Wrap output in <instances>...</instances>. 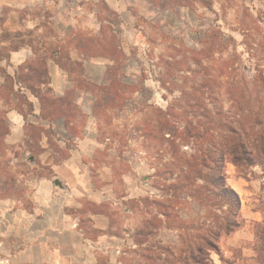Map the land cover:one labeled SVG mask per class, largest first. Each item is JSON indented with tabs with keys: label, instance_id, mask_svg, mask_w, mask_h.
Segmentation results:
<instances>
[{
	"label": "rangeland",
	"instance_id": "374dc122",
	"mask_svg": "<svg viewBox=\"0 0 264 264\" xmlns=\"http://www.w3.org/2000/svg\"><path fill=\"white\" fill-rule=\"evenodd\" d=\"M259 13H264V0H0V55L11 59L13 51L10 50L13 47L31 50L28 64L24 66L33 67L39 72L44 58L47 60L51 56V50H57L60 63L70 73H66L69 87L65 102L72 103L74 112L72 119L68 121L76 120L80 127L90 121L95 139L101 147L93 157L91 171L92 181L97 189L103 183L99 178L98 168L107 166L111 170V201L98 205L84 202L79 213L81 217L87 212L109 214L113 228L111 233L119 240L121 258L120 263H115L114 260L110 263L108 261V264H146L148 262L144 259L145 256L156 257L160 254L158 248H174L178 244V233L166 228H160L154 237L137 236L144 227V222L157 213L153 200L169 198L163 186L172 184L175 177H168L165 181L152 178L154 170L149 163L155 158L159 159L158 165L171 163V153L162 151L165 144L159 150L153 149L141 143L142 138L125 141L127 137L135 135V122L146 120L153 114V108H166L179 95L183 78L178 77L182 75V71L178 65L172 64L171 56L176 55L178 59L184 49L199 50L205 33L211 27L218 26L223 33L235 39L236 53L242 60L241 72L250 76L254 73L255 61L249 59L241 43L240 31L245 30L249 36L248 41L260 37L264 33V25L254 21ZM117 44L125 56L118 58L117 63L106 57H79L82 65H86L88 69L104 71L103 78L98 75L96 81L85 77L84 70L81 76L79 69L66 60L67 55L72 57L76 54L74 47L86 46L92 52L102 55L106 51H116ZM174 48L177 50L174 51ZM172 67L179 70L170 77H177L173 80L177 84H170V91H167L155 79L161 76L165 79L164 75ZM5 69L0 65V95L18 103L19 95L15 97L10 90L7 91L10 83L4 78ZM143 71L145 79L142 85L151 90L150 98L145 99L146 93L143 92L142 98L137 99V92L118 85H140ZM19 78L27 83L31 75L21 70ZM185 87H189L187 82ZM35 91H38L37 88ZM119 93V101L107 103V99ZM74 100L81 101L90 116L83 114L73 104ZM19 101L21 102L20 98ZM21 107L26 109L25 106ZM223 107L227 108L228 103H224ZM3 111L0 110V199L20 201V207L28 210L31 203L27 195L31 193V185L39 175H46L45 171L25 162L28 153L38 152L36 140L40 133L28 128L23 142L14 145L5 143L7 124L3 120ZM200 120L205 122L202 118ZM69 135L81 138L79 130H72ZM51 143L54 145L53 141ZM68 145L74 146L72 142ZM182 148L191 151L189 146ZM59 152L60 156H65L64 151ZM225 174L226 184L240 198L242 232L253 239V242L252 246L250 243L245 247L243 244L235 248L227 246L228 252L225 257L222 255V263L218 262L216 254L211 253L212 261L217 264H260V256L263 254L257 250L256 233L260 231L262 221L257 225L250 213L255 210L263 214L264 165H256L240 174L231 163H227ZM183 198L185 200L176 206L177 214H172L173 219L170 218L172 220L169 223L172 225L179 226L181 220L187 227H195L209 216V211L219 213L192 199L186 200V196ZM6 230L4 235L0 234V260L9 258L26 246L12 243L11 231ZM21 235L22 231L20 238ZM243 248H254L252 260L243 256L242 253L251 255V251L246 249L243 252Z\"/></svg>",
	"mask_w": 264,
	"mask_h": 264
},
{
	"label": "trees",
	"instance_id": "16d2710c",
	"mask_svg": "<svg viewBox=\"0 0 264 264\" xmlns=\"http://www.w3.org/2000/svg\"><path fill=\"white\" fill-rule=\"evenodd\" d=\"M254 21L264 25V13H259ZM118 24H121L120 20ZM240 32L241 43L249 59L255 61L252 75L247 76L241 72L242 60L236 53L235 39L223 33L218 26L211 27L201 40L199 50L184 49L178 59L176 55L171 56L172 64L178 65L182 71V75L178 77L183 78V86L178 90L179 95L174 97L166 108H153L154 115L135 122L139 128L133 131L135 135L125 140L142 138L141 143L157 150L163 148L165 144L162 151L166 154L171 153L172 157L171 163L158 165V158L149 163L154 170L152 178H161L165 181L168 177L174 175L175 177L172 184L163 186L169 198L153 200L157 213L144 222V227L137 236L154 237L160 228H166L178 233V244L174 248L169 246L158 248L160 254L156 257L145 256L144 259L148 262L146 264H214L210 257L211 253L217 254L223 261L218 245L219 239L221 236L230 235L242 224L239 214L240 198L226 184L225 166L231 163L242 174L243 170L264 165V33L248 41L249 36L245 30L241 29ZM74 49L82 59L106 57L117 63L118 58H125L118 44L116 51H106L102 55L92 52L86 46ZM17 50L18 48L13 47L10 51ZM48 57H51L60 69L69 73L60 63L57 50H51V56ZM8 60V56L0 55V62L4 61L9 65ZM66 60L71 66L77 67L82 76V62L71 60L69 55L66 56ZM26 63L28 64V61L18 67L15 77L4 70V78L10 83V89L7 91L10 90L12 96L19 95L18 103L14 99H4L0 95L5 110L13 109L21 113L31 110V103L21 94L20 87H23L38 99L43 119L63 118L65 121L72 119L74 108L72 103L65 102L66 94L63 97H56L48 86L45 61L42 62V69L39 72L33 67L26 68L24 66ZM21 70L31 75L27 83L19 78ZM179 70L172 67L169 69L170 72L164 75L165 79L161 76L155 80L161 88L170 91L169 85L177 84L173 81L177 77H170ZM142 74L138 86L116 82L113 84L137 92V99L142 98L143 92L146 93L145 99L150 98L152 92L142 85L145 79L144 71ZM186 82L189 87H185ZM15 84L19 86L17 91L14 90ZM35 88L38 91H35ZM120 98L119 93L107 99V103L119 101ZM224 103H228L227 108L223 107ZM21 106H25L26 109L23 110ZM200 118L205 122L202 123ZM35 130L40 133L38 129ZM7 133L8 130L4 135ZM183 146H189L191 151L183 150ZM35 154L30 152L25 162L33 163ZM183 196L187 197L186 200L192 199L195 203L197 201L200 205L213 208L219 213L209 211L207 213L209 216L195 227H187L181 220L179 226L172 225L169 223L173 219L172 214H177L175 209L180 201L185 200ZM262 218L260 231L256 233L257 250L263 254L260 256L262 259L260 264L264 263V210ZM173 222L175 224V221ZM103 263L105 261L98 264Z\"/></svg>",
	"mask_w": 264,
	"mask_h": 264
},
{
	"label": "crops",
	"instance_id": "0c3cea01",
	"mask_svg": "<svg viewBox=\"0 0 264 264\" xmlns=\"http://www.w3.org/2000/svg\"><path fill=\"white\" fill-rule=\"evenodd\" d=\"M30 57L31 50L13 51L11 59L9 57L8 60L9 65L4 61L0 62V65L15 77L18 67ZM70 58L73 61H81L77 52ZM44 61L49 78L48 86L56 97L65 96L69 87L66 72L60 69L51 57L47 60L44 58ZM82 70L88 79L96 81L98 75L103 78V70L92 71L86 65H82ZM18 88L15 84L14 90L17 91ZM20 90L32 105L30 111L21 113L13 109L5 110L0 100V110H4L3 120L8 130L5 143L14 145L23 142L28 128L38 129V152L35 154V161L28 164L45 171L46 175H39L31 185V193L27 195L31 203L30 209H22L20 201L0 199V234L4 235L5 229L6 232L10 229L12 243L26 245L22 250L18 248L19 250L9 258L0 260V264H98L104 257L106 258L103 261L107 264L108 261L110 263L114 260L115 263H120L119 240L111 233L113 228L109 214L87 212L84 217L79 214L84 202L98 205L109 203L113 198L109 167L98 168L99 178L103 182L101 188L97 189L92 181L93 157L101 147L95 139L90 121L80 127L76 120H45L42 118L38 99L27 89L20 87ZM73 104L83 114L90 116L81 101L74 100ZM72 130H79L81 138L70 136ZM69 142L74 146H69ZM59 151H64L65 156H60ZM55 180L59 181L61 187L54 184ZM241 210L240 205L239 214ZM250 214L257 225L262 221V215L258 211L251 210ZM242 229L241 224L240 228L230 235L221 236L218 242L221 255L226 256L227 246L235 248L243 244L245 247L253 242ZM246 249L243 248V252L248 250ZM248 251H251V255L242 254L252 260L254 248ZM216 256L218 262L222 263L220 257L217 254Z\"/></svg>",
	"mask_w": 264,
	"mask_h": 264
},
{
	"label": "water",
	"instance_id": "95a60500",
	"mask_svg": "<svg viewBox=\"0 0 264 264\" xmlns=\"http://www.w3.org/2000/svg\"><path fill=\"white\" fill-rule=\"evenodd\" d=\"M54 184H55L56 186H58V187H61V184H60L59 181H57V180L54 181Z\"/></svg>",
	"mask_w": 264,
	"mask_h": 264
}]
</instances>
